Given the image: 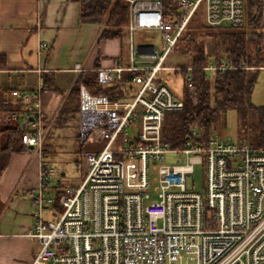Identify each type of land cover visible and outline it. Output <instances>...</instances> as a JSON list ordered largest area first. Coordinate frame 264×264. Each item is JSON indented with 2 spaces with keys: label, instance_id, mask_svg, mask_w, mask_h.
Segmentation results:
<instances>
[{
  "label": "built area",
  "instance_id": "obj_1",
  "mask_svg": "<svg viewBox=\"0 0 264 264\" xmlns=\"http://www.w3.org/2000/svg\"><path fill=\"white\" fill-rule=\"evenodd\" d=\"M123 2L129 8V62L100 68L98 81L112 84L124 72L138 74L116 100L81 85V144L106 140L100 151L82 152V179L63 183L42 161L48 131L43 85L22 96L28 110L2 116L4 126L27 129L24 149L41 161L37 188L27 193L32 222L24 236L39 243L30 264H264V147L213 130L200 142L198 128L181 147L163 141L166 112L184 105V93L172 90L165 75L188 70L185 96L194 105L200 101L195 68L166 64L173 46L200 7L210 26H243L247 0H174L170 20L163 0ZM231 68L211 61L204 78ZM85 69L84 62L73 67L77 75ZM121 134L129 139L117 146ZM197 164L204 172L202 191L195 187ZM58 207L62 213L53 219L49 212Z\"/></svg>",
  "mask_w": 264,
  "mask_h": 264
},
{
  "label": "trees",
  "instance_id": "obj_2",
  "mask_svg": "<svg viewBox=\"0 0 264 264\" xmlns=\"http://www.w3.org/2000/svg\"><path fill=\"white\" fill-rule=\"evenodd\" d=\"M74 1L79 6L78 16L81 23H95L101 26L99 40L113 38L121 40L123 48H125V43L129 45V8L123 0ZM176 9L174 0H163L166 20H170L171 16L172 19L174 18L173 14H176ZM262 10L263 0H247L245 23L240 27L230 24L210 26L204 21L203 11L195 13L171 52L175 50L180 54L187 55V57L191 56L189 63L183 65L195 68L194 76L199 80L200 101L194 105L184 92L183 107L166 112L163 133L165 143L172 147L183 146L193 128H198L200 131L201 137L198 141L201 142L202 140L206 143L210 128L215 120L229 110H236L239 116L244 119L249 111L256 113L258 118L256 133L253 141L246 143L264 147V106H257L251 100L259 73L261 69H264ZM207 35L217 39V50L215 49L213 54L209 52L206 43H204V37ZM260 45L262 48L258 49ZM174 61H176L174 66L180 65L177 63L180 62L179 60ZM211 61L216 65L228 62L233 68L225 70L224 74L218 72L215 77L205 79L204 68ZM100 68L99 64L96 63V69L84 71L78 75L54 120L57 126L67 127L74 116L79 115L81 85L91 95H106L109 99L116 100L126 96L124 83L131 82L138 74V72H124L117 82L102 85L98 81ZM187 74L188 70L184 69L180 74L175 75H182L184 79ZM46 78L43 82V93L53 89V85H49ZM158 80L162 82L163 78ZM170 87L176 91L174 87ZM25 105L27 104L24 99L11 104L0 99V176L9 165L14 154L27 151L24 149L22 141L23 134L26 133L27 129L20 124L15 128L4 126L1 123L2 116L12 110H21V107L24 108ZM78 137L81 143L79 133ZM83 151L82 149L81 156Z\"/></svg>",
  "mask_w": 264,
  "mask_h": 264
},
{
  "label": "crops",
  "instance_id": "obj_3",
  "mask_svg": "<svg viewBox=\"0 0 264 264\" xmlns=\"http://www.w3.org/2000/svg\"><path fill=\"white\" fill-rule=\"evenodd\" d=\"M78 9L74 0H0V99L15 103L25 92L44 86L47 77L53 89L42 97L46 123L56 119L78 77L75 63L84 62L85 71L96 69V63L101 68L128 65L129 45L99 40L101 26L81 23ZM262 19L264 23V0ZM262 46L264 51V41ZM21 109L28 110V104ZM23 154L27 160L14 154L0 176V244H12L18 254L15 264H30L39 248L24 233L32 222L27 193L37 188L41 161L34 154L29 159L31 152Z\"/></svg>",
  "mask_w": 264,
  "mask_h": 264
},
{
  "label": "rangeland",
  "instance_id": "obj_4",
  "mask_svg": "<svg viewBox=\"0 0 264 264\" xmlns=\"http://www.w3.org/2000/svg\"><path fill=\"white\" fill-rule=\"evenodd\" d=\"M202 10V7H200L199 11ZM135 37H139L137 32L135 33ZM154 40L161 45V40L160 36H158V33L155 34ZM204 43H206V48L211 54L214 53L215 49L217 50V39L215 40L214 37L209 35L205 36ZM124 45L126 46V43ZM260 47L262 48L261 45ZM190 59L191 56L187 57V55L180 54L179 52L173 50L170 53L166 64L173 67L176 64V61L174 60H179L180 62L177 63H180L181 66H185L183 64H188ZM165 78L166 82L170 86L174 87L178 94L181 95L184 93V79L182 75H175L174 72H171V74L165 75ZM251 100L252 103L257 106H264V69H261L259 73L258 81L254 87ZM257 122V115L253 111H249L248 115L244 119L243 117L239 116V113L236 110H229L226 113L221 114L215 120L210 130H213V132L220 137L231 136L237 139L239 142H252L256 133ZM45 127L48 129V131L42 149L43 162L47 164L48 167L54 168V177L58 178L63 183H74L82 179L84 172L82 166L81 150L100 151L103 148L106 140L95 142L88 141L85 144H81L78 137L80 123L79 115L77 114L67 127L61 128L57 126V124L54 123L53 118L48 121L46 120ZM128 139V137L121 134L115 145L118 146L119 143H124V141L126 143ZM25 152L32 153L29 154L31 156H29V159L32 158L33 154L36 155L35 152L32 151ZM15 155H20L24 160L28 159V156L24 155L23 153ZM171 160L172 158L167 159L168 162ZM194 181L196 190L202 191L204 184V172L203 167L200 164L195 166ZM49 213L52 215L53 219H57L62 213V209L58 207ZM49 213L46 212V216H48ZM11 247L12 244H4L3 246L0 244V264L16 263L15 261L13 262L12 259L17 257L18 254L16 251H13L14 248Z\"/></svg>",
  "mask_w": 264,
  "mask_h": 264
},
{
  "label": "water",
  "instance_id": "obj_5",
  "mask_svg": "<svg viewBox=\"0 0 264 264\" xmlns=\"http://www.w3.org/2000/svg\"><path fill=\"white\" fill-rule=\"evenodd\" d=\"M260 48H261V47L259 46V48H258V49H260ZM29 148H30V149H33V146H30Z\"/></svg>",
  "mask_w": 264,
  "mask_h": 264
}]
</instances>
